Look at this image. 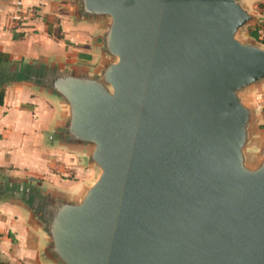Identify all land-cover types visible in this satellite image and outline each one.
<instances>
[{
    "label": "water",
    "instance_id": "water-1",
    "mask_svg": "<svg viewBox=\"0 0 264 264\" xmlns=\"http://www.w3.org/2000/svg\"><path fill=\"white\" fill-rule=\"evenodd\" d=\"M108 14L109 90L68 81L71 128L99 168L80 203L50 195L65 264H264V160L243 164L264 49L232 39L235 0H83ZM53 208V209H52Z\"/></svg>",
    "mask_w": 264,
    "mask_h": 264
},
{
    "label": "crops",
    "instance_id": "crops-1",
    "mask_svg": "<svg viewBox=\"0 0 264 264\" xmlns=\"http://www.w3.org/2000/svg\"><path fill=\"white\" fill-rule=\"evenodd\" d=\"M248 14L264 24V10ZM110 27L111 17L83 0H0V264H65L45 205L32 199L80 203L99 174L62 89L76 81L109 90ZM248 43L264 49L262 37ZM245 88L237 94L248 110L241 153L255 170L264 160V76L247 85L254 98Z\"/></svg>",
    "mask_w": 264,
    "mask_h": 264
},
{
    "label": "rangeland",
    "instance_id": "rangeland-1",
    "mask_svg": "<svg viewBox=\"0 0 264 264\" xmlns=\"http://www.w3.org/2000/svg\"><path fill=\"white\" fill-rule=\"evenodd\" d=\"M235 3L238 4L241 8H243V10L249 13L252 12L260 13L263 12L264 10L263 7L264 0H235ZM261 37L264 38V24L262 20L260 22L253 21V23H249V21H246L242 25L238 26L234 31V33L232 34V39L240 43H248L250 41L253 42L256 41L257 39L260 40ZM243 94H245L244 96H246L247 98L248 97L254 98V96L249 95V89L247 88V86ZM243 164L246 167H248L249 165V163L246 162V159L243 160Z\"/></svg>",
    "mask_w": 264,
    "mask_h": 264
},
{
    "label": "trees",
    "instance_id": "trees-1",
    "mask_svg": "<svg viewBox=\"0 0 264 264\" xmlns=\"http://www.w3.org/2000/svg\"><path fill=\"white\" fill-rule=\"evenodd\" d=\"M1 91V90H0ZM0 102H1V96H0Z\"/></svg>",
    "mask_w": 264,
    "mask_h": 264
}]
</instances>
